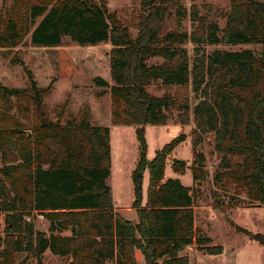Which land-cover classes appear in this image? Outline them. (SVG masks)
Returning <instances> with one entry per match:
<instances>
[{
	"label": "trees",
	"instance_id": "obj_1",
	"mask_svg": "<svg viewBox=\"0 0 264 264\" xmlns=\"http://www.w3.org/2000/svg\"><path fill=\"white\" fill-rule=\"evenodd\" d=\"M142 14L134 38L106 6L90 0H13L7 9L0 47L14 48L24 32V21L35 25L31 43L54 47L70 40L80 46L110 42L113 84L101 76L96 86L109 90L112 122L136 125L139 159L132 172L137 220L126 218L115 207L108 178L111 174V129L91 123L87 115L64 122L48 117L44 94L28 72L29 86L8 87L0 83V212L6 214L2 239V264L18 261L19 253L38 258L49 249L69 257V264H190L188 247L205 249L210 255L223 252L210 244L195 224L193 188L180 178L165 179L167 157L186 140L179 134L147 158L145 126L166 124L171 113L192 111L193 147L213 134L221 155L216 182L234 186L247 199L264 205V0H231L224 28L200 15L195 5L188 11L178 0H141ZM172 6L176 9L173 11ZM189 16L191 31L182 27ZM172 17L174 28L166 22ZM193 44L192 55L185 44ZM254 44L260 49H215L213 44ZM161 63H149L151 58ZM192 85L196 103L175 94H152L148 87ZM11 98L26 99L35 115L31 123L11 112ZM19 109V106H17ZM184 123V122H181ZM194 181L204 178V156L195 152ZM174 172L185 173L187 163L173 159ZM149 172L143 203L144 173ZM41 214L49 234L35 229L28 219ZM245 233H248L243 229ZM264 245V235L252 234Z\"/></svg>",
	"mask_w": 264,
	"mask_h": 264
},
{
	"label": "rangeland",
	"instance_id": "obj_2",
	"mask_svg": "<svg viewBox=\"0 0 264 264\" xmlns=\"http://www.w3.org/2000/svg\"><path fill=\"white\" fill-rule=\"evenodd\" d=\"M54 3L56 0H47ZM107 7L112 19L129 29L131 36L136 37L142 14L141 0H90ZM188 11L195 5L200 15L216 22L222 29L226 23V14L230 10L231 0H178ZM13 0H0V32L4 29L5 13ZM173 11L176 9L172 6ZM41 20L38 18L36 24ZM24 32H20V40L16 47H0V83L8 87H28L31 72L33 79L40 87H50L44 94V107L52 120H65L87 115L95 125L109 126L111 129L112 167L108 184L112 189L115 207L126 218L137 220V214L132 209L134 186L132 172L139 159V140L136 125L113 124L112 98L109 90L100 95L103 87L95 85L94 77L101 76L111 85L113 80L110 71V52L112 44L103 42L95 46H80L70 40L54 47L36 46L31 43V33L35 25L30 19L24 21ZM168 28H174L177 21L172 17L166 22ZM193 22L186 16L182 27L189 31ZM192 55L193 44L184 45ZM207 52L215 49L242 50L260 49L254 44L227 45L223 43L206 45ZM161 58H151L149 63H161ZM149 91L155 95L171 93L179 98H190L193 107L196 103L192 85L183 87H163L152 84ZM26 99L11 98V112L27 123L33 122L35 115L30 111ZM19 106V109L17 108ZM184 122V123H181ZM194 127L193 113L180 114L172 111L166 124L145 126L147 142V158L152 160L158 150L181 133L186 135L183 146L176 147L167 157L165 179L176 178L172 161L184 158L187 163L185 173L180 179L183 184H189L195 195V224L201 235L210 237L209 245H221L223 252L210 255L205 249L196 246L188 247L187 254L190 264H264V245L252 238V234L264 235V205L252 202L234 186L224 188L216 182L220 173L221 155L214 148L213 134H206L202 141L193 147L192 130ZM181 144V143H180ZM195 152L204 156V178L194 181L191 167L195 160ZM2 166L0 156V167ZM149 185V172L144 173L143 203L146 201ZM28 219L34 223L35 229L49 234L48 221L38 213H31ZM7 227L6 214L0 212V249ZM246 230L248 233H245ZM27 260V264H38V258L27 252L19 253L17 260ZM42 264H69V257L54 255L47 249L40 257ZM139 264H144L143 257L137 258ZM0 264H2L0 262Z\"/></svg>",
	"mask_w": 264,
	"mask_h": 264
},
{
	"label": "crops",
	"instance_id": "obj_3",
	"mask_svg": "<svg viewBox=\"0 0 264 264\" xmlns=\"http://www.w3.org/2000/svg\"><path fill=\"white\" fill-rule=\"evenodd\" d=\"M187 141V140H186ZM186 141H184V142H186ZM184 142H182L181 144H179L178 145V147H181V146H183V143ZM185 144V143H184ZM111 151H112V149H111ZM175 158H176V156H175ZM178 159H182V160H185L184 158H178ZM176 175H177V178H182V175L181 174H179V173H177V172H174ZM187 186H189V184L187 183ZM196 227H197V225H196ZM136 256H137V258L140 256L141 258H142V255H141V253L139 252V251H137L136 252Z\"/></svg>",
	"mask_w": 264,
	"mask_h": 264
},
{
	"label": "water",
	"instance_id": "obj_4",
	"mask_svg": "<svg viewBox=\"0 0 264 264\" xmlns=\"http://www.w3.org/2000/svg\"><path fill=\"white\" fill-rule=\"evenodd\" d=\"M106 264H109V263H106Z\"/></svg>",
	"mask_w": 264,
	"mask_h": 264
}]
</instances>
